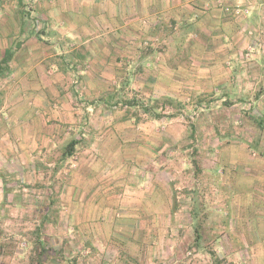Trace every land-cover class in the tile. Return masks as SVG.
<instances>
[{
    "label": "crops",
    "instance_id": "0c3cea01",
    "mask_svg": "<svg viewBox=\"0 0 264 264\" xmlns=\"http://www.w3.org/2000/svg\"><path fill=\"white\" fill-rule=\"evenodd\" d=\"M0 24L14 26L0 36V57L13 49L0 170L28 185L47 170L42 199L58 201L47 225L65 217L86 235L91 264H186L179 234L194 230L179 199L205 186L201 231L214 236L190 241V264H213L209 250L264 264V136L246 128L264 119V0H0ZM191 151L202 160H178ZM3 200L0 179V212Z\"/></svg>",
    "mask_w": 264,
    "mask_h": 264
},
{
    "label": "rangeland",
    "instance_id": "374dc122",
    "mask_svg": "<svg viewBox=\"0 0 264 264\" xmlns=\"http://www.w3.org/2000/svg\"><path fill=\"white\" fill-rule=\"evenodd\" d=\"M28 23V22H27ZM39 29H41L42 26L37 25ZM31 27V23H28L27 25H24V28H29ZM0 28H1V33L0 36L2 38H4V42H8L9 40H6V38L8 39L9 36H11L13 38V34H14V26L13 25H4V24H0ZM11 34V35H10ZM1 38V39H2ZM250 90V89H249ZM252 94V90L249 91ZM138 95V93H136ZM254 95H250L249 98H253ZM123 107V106H122ZM252 116V115H251ZM252 122V121H250ZM183 124L189 126L190 123H188L186 120L183 121ZM249 124V125H248ZM247 125V129H249V131L252 129H256L257 127L255 126V124L252 123H248ZM243 126V125H242ZM261 132V134L264 136V129L263 131H259ZM154 155V154H153ZM152 155V157H153ZM198 155L201 156L200 154L196 153V152H188V153H183L181 155H179V161L184 160L188 163L194 164L193 160H198L199 162L202 160L201 158H198ZM171 157V155H169ZM178 156H172L170 162H175L174 158L177 160ZM173 158V159H172ZM159 159V163H162V159H161V154L158 155L156 157V161ZM192 160V161H191ZM14 162V160H13ZM15 163V162H14ZM158 163V164H159ZM20 166L25 167V165L21 162H19ZM5 165V164H4ZM10 169H13L15 167L14 164H9L8 166ZM1 171L3 172H7L6 169H4L3 167H1ZM24 172L26 173L27 176V180H30V177L32 176L30 174V172L28 171V169H25ZM8 173V172H7ZM10 174V173H8ZM47 176V170L42 169L40 170V174L39 177L42 178V181H45V177ZM15 177V176H14ZM16 178V177H15ZM176 178V177H175ZM190 178V177H189ZM64 177H60V181L63 180ZM20 179H17V181ZM15 179H13V181L11 179L8 180L9 186H10V195L8 196V201L6 202L4 208L5 210L0 212V220L2 221V223L0 224V228L1 230H3L2 232V239H9V240H13L17 243V254L19 252H23V250L26 248V244L25 241L28 237L31 236V232L35 229V227L38 225L39 222V215L37 214L36 210L37 207L40 206V208L43 210L45 209L43 205H45L44 203H42V199L43 195L45 194V192L47 191V183H45V186L43 185V187H45V189L43 190L42 188H35L33 187V185L31 184H27V183H20V181L18 182V184ZM188 181L184 178L182 179V181L180 179L177 180V183L180 184L181 186L180 189H183L184 186L182 187V184L185 185ZM31 186V187H23V186ZM186 188H190L191 186L189 184L185 185ZM204 187H202V192L205 193ZM206 194H204L205 197ZM15 196H19V200H17V204L20 205L19 207H16L15 204ZM190 196H186L183 197V199H179V202L182 204L183 208H185V210L189 211L191 208V202L190 199H188ZM41 198V199H39ZM211 200V199H210ZM207 201L209 203L210 206H213V202L211 201ZM206 201V199H205ZM35 211V212H34ZM117 211L119 212V209H117ZM117 212V213H118ZM6 214V215H5ZM212 215V214H211ZM118 218V217H117ZM64 220V224L65 226L59 228V229H53L52 226L49 225H45L44 229L45 232L43 234V239L45 240L46 243H48L50 246L58 249V248H63V251L65 253L66 256L68 257H72L76 254H78V252L81 250L82 246H84V242H87L85 240L86 235H82L79 234L80 232L77 229H73V230H69L70 232H66V229H68V227H72L73 225H70L66 222L65 217L63 218ZM177 220V218H176ZM210 222V221H209ZM212 222V221H211ZM209 224V223H207ZM117 235V234H116ZM172 236L174 235L173 233L171 234ZM180 237L179 239H182L186 242V249H180V252H177V256L180 258V262H186V264H190L191 263V259L195 258V254H196V249L191 247V240H194V233L192 234H186V233H182L179 234ZM214 236V234L212 233H206V232H201V243H204L205 240H208V237H210V239H212V237ZM177 237L174 236V238ZM88 238V236H87ZM112 238V237H111ZM115 239V238H112ZM171 239V238H169ZM178 251V250H177ZM155 256V257H154ZM152 256V254H150V260L151 262L155 263V264H163V262H166L165 259H162L159 255L156 256L154 255ZM170 257H168L167 259H169ZM7 262V260H6ZM93 264L95 262L96 264V259L92 260ZM4 264V263H3ZM9 264H27V260H23V261H19L18 259L15 260H9ZM51 264H59L56 262H52Z\"/></svg>",
    "mask_w": 264,
    "mask_h": 264
},
{
    "label": "trees",
    "instance_id": "16d2710c",
    "mask_svg": "<svg viewBox=\"0 0 264 264\" xmlns=\"http://www.w3.org/2000/svg\"><path fill=\"white\" fill-rule=\"evenodd\" d=\"M13 57V49H6L2 53L0 57V78L6 77L10 73L9 63ZM130 101L126 102L129 103ZM141 110L146 112L149 109H144L141 106ZM250 120L256 125L259 130L264 129V119H256L253 116H249ZM76 141L72 140L68 144H66L64 151L62 153L63 158H70L74 154V147L76 145ZM194 164L196 160L192 159ZM196 173V172H195ZM0 179L3 183V194L4 200L2 202V206L6 204V197L10 194V186L8 180L17 179L13 174H8L7 172H3L0 170ZM19 181L16 183L18 184ZM43 182L40 181L38 184L33 185L35 188L43 187ZM23 187H31V186H23ZM52 187V186H51ZM197 188V187H196ZM203 190L200 188L196 189L197 196H193V201H191V208L189 211L190 220L193 223V233L195 235L194 242H198L201 240V224L209 215L210 205L207 201H205ZM197 197V198H196ZM44 203L45 209H41L40 206L37 207V214L39 215V222L35 229L31 232V236L28 237L25 241L26 248L23 252H19L17 254V243L13 240L2 239V232L0 228V264H9V260L18 259L19 261L27 260V264H51L52 262H56L59 264H91L89 262L90 255L84 253H78L72 257H68L65 255L63 248H54L45 242L43 239V234L45 232V225L48 223H56L57 216V200H42ZM56 210V211H54ZM209 255L212 258L213 264H222L216 254L212 251H208ZM7 260V262H6Z\"/></svg>",
    "mask_w": 264,
    "mask_h": 264
},
{
    "label": "built area",
    "instance_id": "2783aa9c",
    "mask_svg": "<svg viewBox=\"0 0 264 264\" xmlns=\"http://www.w3.org/2000/svg\"><path fill=\"white\" fill-rule=\"evenodd\" d=\"M232 11L234 13H238V12H240V8L236 6L235 8L232 9Z\"/></svg>",
    "mask_w": 264,
    "mask_h": 264
}]
</instances>
